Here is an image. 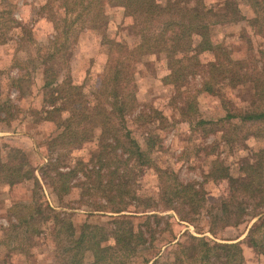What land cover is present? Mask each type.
Wrapping results in <instances>:
<instances>
[{
  "label": "trees",
  "instance_id": "trees-1",
  "mask_svg": "<svg viewBox=\"0 0 264 264\" xmlns=\"http://www.w3.org/2000/svg\"><path fill=\"white\" fill-rule=\"evenodd\" d=\"M239 1L247 4L251 18L242 16L238 0L222 1L221 13L206 8L202 0H165L164 4L158 0H45L41 11L55 33L41 60L43 77L39 87L45 114L41 120L53 129L45 144L49 155L46 164L38 169V178L32 167L23 170L24 157L17 159L21 150L10 148L9 154L0 156V183L11 186L24 180L34 182V235L40 233L38 225L52 223L57 264H86L84 257L88 252L92 256L90 264H127L131 258L140 259L139 264H244L241 248L236 243L209 244L204 238L188 234L185 242L172 244L176 234L170 229L169 217L147 213L160 207L189 224L194 221L192 216H198L204 207L205 193L201 187L196 189L195 183L182 184L172 170L153 159L155 146L160 141L146 131L156 121L160 127L164 118L158 110L139 102L135 81L142 66L148 65L145 61L148 57H163L164 73L157 78L172 90L171 100L179 103L178 109L190 123L197 118L195 97L198 94L213 96L220 100L224 111V116L214 124L234 132L248 126L245 133L261 139L264 148V108H253L245 113H232L226 108L229 104L226 93L247 81L253 97L264 103V56L261 69L248 73L247 65L234 59L223 44L214 43L211 36V26L227 19L235 23L246 21L255 32L264 34V0ZM111 11L119 13L121 24L133 42L108 36ZM12 15L10 5H0V46L6 44L8 32L15 23ZM83 32L99 39L105 62L101 73L92 75L86 71L85 77L76 82L69 73V60ZM28 64L16 61L13 66L20 71L28 68ZM55 64L60 68L55 69ZM63 71L64 77L60 74ZM196 76L202 80L199 88L192 90L189 80ZM25 78L28 79L27 73L20 72L11 83L21 91ZM84 82L92 89L89 96L84 93ZM20 112L7 97L0 101V122L10 124ZM231 120L238 124H232ZM206 124L212 125V121H196L200 127ZM131 126L148 135L140 140ZM221 138L230 145L237 139L226 131ZM92 142L95 148L88 158L78 159L71 167L60 162L59 159L62 161L65 157L60 153ZM3 147L6 148L4 143ZM256 153L259 159L244 163L241 169L244 175L239 178L232 177L228 169L214 161L206 177L213 181L226 180L230 195L220 205L224 215L209 214V233L214 232L213 223H220L223 228L241 223L242 217L248 215L245 206H253L251 216L257 217V221L264 219V149ZM14 155L18 162L11 161ZM141 168L156 174L157 200L161 206L142 209L133 206L132 210L128 200L138 201L133 189ZM79 177L83 179L74 183ZM43 186L50 187L58 200L79 188V198L85 205L82 207L89 216L101 215L99 213L112 216L104 224L89 221L76 229L71 220L60 218L47 203ZM38 192L43 195L38 201H45V206L37 203ZM20 221L23 226L29 224L24 217ZM250 243L264 254L263 250H258L255 240ZM166 244H172L173 248L169 257L159 252Z\"/></svg>",
  "mask_w": 264,
  "mask_h": 264
},
{
  "label": "rangeland",
  "instance_id": "rangeland-1",
  "mask_svg": "<svg viewBox=\"0 0 264 264\" xmlns=\"http://www.w3.org/2000/svg\"><path fill=\"white\" fill-rule=\"evenodd\" d=\"M158 1L163 4L165 2V0ZM222 1L224 0H202L206 8L214 9L217 13L223 11ZM44 3L45 0L0 1L1 7L5 5L12 7V17L15 21L13 28L8 32L6 44L0 46V101L7 97L12 105L21 110L10 124L0 122V156L9 154L10 148L16 151L21 150V153L17 154V159L24 157L26 163L23 170L32 167L38 178V169L46 164V156L49 155L45 144L53 132L52 126L41 120L45 114L43 113L44 103L40 99L42 92H39L43 77L40 73L43 68L41 60L47 53L46 50H49V42L55 34L51 22L41 11ZM238 4L242 16L245 19L251 18L252 14L247 4L239 0ZM109 16L108 36L126 43L133 42L132 36L121 24L119 13L111 11ZM210 29L213 42L223 44L234 59L243 61L247 65L245 70L248 73L254 69L258 71L261 69L264 56V34H258L243 20L235 23L227 19L211 26ZM104 54L99 39L88 32H83L76 41L69 60V73L72 80L77 82L78 79L84 78L86 71L92 75L101 73L105 62ZM16 61L22 64L29 62L28 68L25 67L26 69L19 71L13 66ZM145 61L148 65L142 66L135 78L138 100L146 107L158 110L164 118L160 127L156 121L155 125H151L146 131L151 132L160 141L155 146L153 159L160 166L172 170L182 184L195 183V188L201 187L205 193L204 207L198 216H192L194 221L189 224L179 221L174 212L160 207L154 208L155 211L147 210V213L158 214L164 218L169 217L170 229L176 234L172 244L178 241L185 242L188 234L204 238L209 244L236 243L241 248L244 264H264V254L256 251L250 243V240H255L259 245L258 250L264 251V219L257 221V217L251 216L253 206H245L248 215L245 218L242 217V222L238 225L223 228L220 223L215 225L213 223L214 232L207 231L210 227L208 217L210 213L224 215L223 207L220 205L228 199L230 188L226 180L213 181L212 178L206 177L212 171L216 161L223 168L228 169L232 177L239 178L244 175V172H241L243 164H251L259 159L256 157V152L264 149L263 141L247 135L245 130L250 128L248 126L243 127L245 130L235 132L225 127H217L214 123L224 116V111L220 100L213 96L198 94L195 97L197 118L192 119L190 123L178 109L179 103L171 100L172 90L162 85L157 78L164 73L163 57L150 56ZM54 68L60 67L55 64ZM18 72L28 75V79L25 78L22 83L21 91H18L11 83L12 79L19 77ZM60 74L64 77V71ZM201 80L199 76L191 78L190 89L199 88ZM82 84L84 93L89 96L92 92L89 83ZM226 94L229 102L226 108L232 113L251 112L257 107L264 108V103H260L253 97L251 84L248 81L230 89ZM37 120L39 122H36ZM198 120L212 121V125L206 124L200 127L196 125ZM232 124L236 125L238 121H233ZM131 129L140 140L142 136L148 135L134 126H131ZM210 130L212 133H208ZM225 131L231 137L237 138L231 145L221 138ZM3 143L6 148L3 147ZM94 148V142L86 143L83 148L60 153L65 157L62 161L59 160L69 167L74 166L78 159L88 158ZM17 159L14 155L11 161L18 162ZM82 179L79 177L74 183ZM135 185L137 187H134L133 194L139 202L128 200L129 207L132 206L131 209L133 206H139L140 209L146 206H161L158 205L157 200L159 181L153 170L141 168ZM43 187L47 203L60 218L71 220L76 229L89 221L94 224H104L109 220V216H112L109 213L89 216L87 209L82 207L85 205L79 198V188H74L69 195L58 200L50 187ZM38 193L35 196L37 203L41 202L40 204L45 206V201H38V197L43 196L41 192L39 195ZM124 214L127 213L124 212ZM23 217L29 222L27 226H23L20 221ZM46 224L38 225L40 233L34 235V182L31 179L11 186L6 182L0 183V264H57L58 250L52 236V223ZM172 244L163 245L159 252L169 257L168 255L171 254L169 251L173 249ZM145 256L147 258V255ZM183 259L186 257L183 256ZM170 260L172 262V258ZM139 261L141 260L131 258L127 264H139ZM84 262L86 264L92 262L91 253L85 254Z\"/></svg>",
  "mask_w": 264,
  "mask_h": 264
}]
</instances>
